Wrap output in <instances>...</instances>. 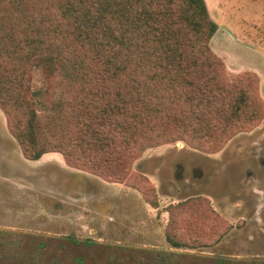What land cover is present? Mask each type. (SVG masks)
I'll list each match as a JSON object with an SVG mask.
<instances>
[{"label": "trees", "instance_id": "obj_1", "mask_svg": "<svg viewBox=\"0 0 264 264\" xmlns=\"http://www.w3.org/2000/svg\"><path fill=\"white\" fill-rule=\"evenodd\" d=\"M216 30L204 0H0L10 133L28 160L58 151L114 181L161 145L215 151L263 111L253 75L226 80Z\"/></svg>", "mask_w": 264, "mask_h": 264}, {"label": "rangeland", "instance_id": "obj_2", "mask_svg": "<svg viewBox=\"0 0 264 264\" xmlns=\"http://www.w3.org/2000/svg\"><path fill=\"white\" fill-rule=\"evenodd\" d=\"M204 1L226 80L254 77L257 121L215 151L148 149L114 181L58 151L26 159L0 108V264H264V0Z\"/></svg>", "mask_w": 264, "mask_h": 264}]
</instances>
